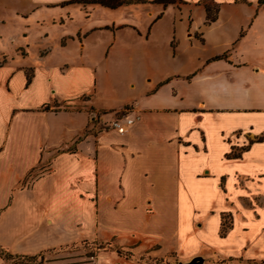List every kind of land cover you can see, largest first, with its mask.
<instances>
[{
  "label": "crops",
  "instance_id": "obj_1",
  "mask_svg": "<svg viewBox=\"0 0 264 264\" xmlns=\"http://www.w3.org/2000/svg\"><path fill=\"white\" fill-rule=\"evenodd\" d=\"M0 54L1 247L264 264V2L0 0Z\"/></svg>",
  "mask_w": 264,
  "mask_h": 264
},
{
  "label": "rangeland",
  "instance_id": "obj_2",
  "mask_svg": "<svg viewBox=\"0 0 264 264\" xmlns=\"http://www.w3.org/2000/svg\"><path fill=\"white\" fill-rule=\"evenodd\" d=\"M176 4L177 0H174ZM139 8H143L142 6ZM216 5L212 6V13H214L216 11ZM171 10V9H170ZM46 46V45H45ZM43 53V52H42ZM22 56V51L20 50H15V52H13V55L11 56H7L5 61H9L11 58L15 59V58H19ZM3 56L2 54H0V62L2 60ZM191 73L195 74L198 73V67L193 66ZM120 114H116V116L118 117ZM95 116V114H94ZM97 123L102 121V118L99 115H97L96 118ZM89 127H92V125H90ZM95 128H97V124L91 128H88L85 133H89V132H93L94 130H96ZM118 236H113V235H109L105 240H103L102 238H98L95 237L93 240H87L86 242H83L82 245H74L71 247H67L64 249V251L67 250H73L74 248V252H79V251H85L87 254L92 255V260L94 262V264H104V257L103 256H110V258L113 260L114 264H122L124 263V261L126 260H133L136 261V264H177V259L174 256V258L170 255V256H165V257H161V256H151L149 254V252L143 253L141 255H139L137 258L135 257V252L132 249L133 247H135L134 243L132 244H123L120 243V241L116 242V238ZM58 250V249H57ZM59 251V250H58ZM72 255H74V253H72ZM136 259V260H135ZM83 260H88L85 257H71V258H66L65 256H61L59 258H57V263L55 264H68V263H74V262H81ZM184 262V261H181ZM49 262V260L47 261H43V260H39V258H35V260H33L31 262V264H54ZM205 263V260L202 264ZM82 264H91V263H82Z\"/></svg>",
  "mask_w": 264,
  "mask_h": 264
},
{
  "label": "trees",
  "instance_id": "obj_3",
  "mask_svg": "<svg viewBox=\"0 0 264 264\" xmlns=\"http://www.w3.org/2000/svg\"><path fill=\"white\" fill-rule=\"evenodd\" d=\"M70 1L73 3L78 2V3H84V4H100L102 6L112 8V9H115V8H118L123 5H127V4H141V3L149 2V0H70ZM153 2L162 4L164 6L175 3L174 0H153ZM260 2H264V0H260ZM217 12H218V8H216V11L212 13V6L207 5L208 22H212L216 20ZM220 57L221 56H218L217 58H220ZM45 109H48V106H45ZM0 257L10 264H31V262L35 260V258H37V256L13 254L1 246H0Z\"/></svg>",
  "mask_w": 264,
  "mask_h": 264
},
{
  "label": "built area",
  "instance_id": "obj_4",
  "mask_svg": "<svg viewBox=\"0 0 264 264\" xmlns=\"http://www.w3.org/2000/svg\"><path fill=\"white\" fill-rule=\"evenodd\" d=\"M139 119L138 117L129 118L125 122H121L120 120H115L112 122V127L118 130L120 133H125L129 127L133 126L135 122ZM232 264V263H229Z\"/></svg>",
  "mask_w": 264,
  "mask_h": 264
},
{
  "label": "water",
  "instance_id": "obj_5",
  "mask_svg": "<svg viewBox=\"0 0 264 264\" xmlns=\"http://www.w3.org/2000/svg\"><path fill=\"white\" fill-rule=\"evenodd\" d=\"M204 258L201 256H196L192 260L188 262H178L177 264H202L204 262Z\"/></svg>",
  "mask_w": 264,
  "mask_h": 264
}]
</instances>
